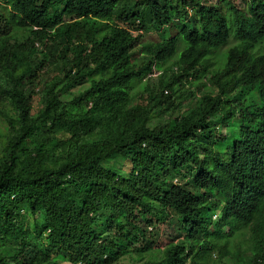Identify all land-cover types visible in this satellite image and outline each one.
I'll use <instances>...</instances> for the list:
<instances>
[{
  "label": "trees",
  "instance_id": "16d2710c",
  "mask_svg": "<svg viewBox=\"0 0 264 264\" xmlns=\"http://www.w3.org/2000/svg\"><path fill=\"white\" fill-rule=\"evenodd\" d=\"M155 29L160 41L141 44ZM17 31L29 32L27 54ZM55 64L61 75L43 81ZM154 72L158 92L133 106ZM205 78L215 95L150 124ZM0 100L14 111L0 264H190L221 256L243 229L249 264H264V0H0ZM119 157L127 167L105 164Z\"/></svg>",
  "mask_w": 264,
  "mask_h": 264
},
{
  "label": "rangeland",
  "instance_id": "374dc122",
  "mask_svg": "<svg viewBox=\"0 0 264 264\" xmlns=\"http://www.w3.org/2000/svg\"><path fill=\"white\" fill-rule=\"evenodd\" d=\"M215 3V0H212ZM133 34L137 33L136 27L130 28ZM28 31H17L14 33L13 43L15 46L26 44V54L28 53L29 43L32 41L29 40ZM159 32L157 29L151 31L150 33L143 34L140 43H152L160 41ZM31 41V42H30ZM33 50L35 51V56L42 58L44 54V49L41 44L35 43ZM224 52V50L222 51ZM142 57H137L136 63L139 65L142 62ZM25 62L19 67L18 73H22ZM175 72V70H173ZM61 75V67L59 64L50 66L44 73L41 74L43 81H51L52 79L59 77ZM158 76L159 73L154 72L152 75L148 76L142 83L133 88L131 95L133 97V106H144L149 101V96L155 95L159 90L158 85ZM43 87V84L39 85L37 89ZM87 86L77 88L71 93L77 95L82 93ZM204 94H216V90L211 85L208 79H202L197 82H192L190 84H184L183 89L177 93V100H175L174 105L171 106L168 110H164L165 106H162L161 109H158L154 112L152 119L150 121L151 125L158 126L164 124H172L175 119L179 118L181 115L187 114L196 104L197 100L201 98ZM173 95V94H172ZM64 100H68L69 97H64ZM252 97L247 98L244 101V106L249 105ZM33 115H37L40 106V98L38 96L33 98ZM14 117V111L8 102L0 100V158L3 157V146L7 138V119ZM226 133V130H222ZM107 166L120 169L121 167H127V163L123 161L122 158H116L114 160L107 161L105 163ZM154 233V232H153ZM162 233H165L164 231ZM165 237V236H164ZM166 238V237H165ZM186 243V242H185ZM253 246L254 239L251 235L249 229H243L239 232L230 242L223 248L221 256H218L217 252L213 253L210 257L205 260L195 259L193 263L190 264H249L253 257ZM188 252V250H187ZM151 259L150 254H144L142 256L136 255H124L119 260L113 264H143L144 262ZM7 264H11L6 261ZM56 264H68L66 262L57 261Z\"/></svg>",
  "mask_w": 264,
  "mask_h": 264
}]
</instances>
